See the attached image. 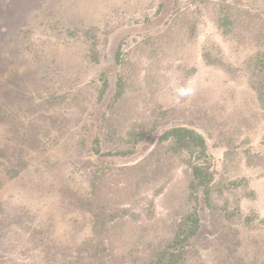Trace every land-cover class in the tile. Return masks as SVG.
<instances>
[{
	"label": "rangeland",
	"instance_id": "rangeland-1",
	"mask_svg": "<svg viewBox=\"0 0 264 264\" xmlns=\"http://www.w3.org/2000/svg\"><path fill=\"white\" fill-rule=\"evenodd\" d=\"M193 1L0 0V151L14 161L22 149L28 162L11 179L3 160L0 206L7 215L29 214L58 244L74 246L92 236L89 218L77 209L80 197L97 198L113 210L132 208L139 219L114 231L116 251L142 249L138 257H149L172 235L171 215L198 206L199 238L207 247L191 264H264V109L240 70L259 48L226 41L206 15L207 4L232 0ZM238 1L264 17V0ZM198 7L204 16L196 27L187 16ZM82 25L108 33L101 34L98 64L89 60L88 43L67 30ZM213 46L239 69L236 76L206 63L204 52ZM104 73L110 89L100 100ZM120 82L124 95L115 101ZM51 94L60 102L43 107ZM47 113L59 119L56 126L36 120ZM181 126L206 138L215 161V209L221 214L228 208L231 219L189 199V179L178 162L166 164L161 180L138 187L137 166L156 169L151 160L162 135ZM146 129H153L150 141L135 145L131 156L94 154L96 139L102 153H115L118 139ZM25 135H37L45 149L23 145ZM151 201L149 217L144 207ZM0 234V264H44L31 231L13 227Z\"/></svg>",
	"mask_w": 264,
	"mask_h": 264
},
{
	"label": "trees",
	"instance_id": "trees-1",
	"mask_svg": "<svg viewBox=\"0 0 264 264\" xmlns=\"http://www.w3.org/2000/svg\"><path fill=\"white\" fill-rule=\"evenodd\" d=\"M198 1L194 0L193 2L197 4ZM232 1L217 7H210L208 6L209 4L205 3L209 12L206 15L217 25L226 41H236L240 44L255 42L257 44L259 50L244 62L243 68H240V70L243 69L247 74L251 87L256 92L258 100L264 109V17L262 18L261 13L249 7L242 5L240 7L237 5L238 0ZM212 10L213 12L210 13ZM203 16L204 12L198 7L196 12H191L187 16V19L197 27L196 22H201ZM51 27L58 29L56 24H51ZM67 30L70 35L84 39L88 43L89 60L98 64L101 59L99 51L101 34L104 33L101 28L97 25H82L72 29L68 28ZM104 35H108V33H104ZM214 49L218 51V55L214 53ZM210 50H205L204 52L206 63L232 76H236L239 69L229 65L220 49L213 46L212 51ZM117 62L120 64L123 62L120 51L117 54ZM101 77L103 85L100 91V100H103L109 92L110 81L105 73ZM124 90L125 83L120 82L118 91L114 96L115 101L123 98ZM50 96V99H47L48 106L44 104L43 107L52 109L60 102L61 98L58 94H51ZM47 114L50 115L40 114V116L36 117V120L41 122V120L50 119L51 123L56 126L59 123V119L52 113ZM164 118H166V115ZM117 132V130L114 131V137H117ZM152 133L153 129L130 132L128 140H125V138L118 139V147L115 149V153H102L99 146L101 143L99 139H96L94 154L99 157H111L112 155L131 156L135 153V149L132 148L141 143H148ZM36 136L32 138L29 135H25L21 143L33 150H44L45 146L39 137ZM123 144L124 146L126 144L129 145L122 148ZM159 145L161 147L152 156L151 160H155L156 169H149L150 163L142 164L135 169L140 177L138 187H145L161 180L166 171V164L171 167L174 162H178L184 167L189 179L187 187L189 199L197 204L205 203L212 210L213 216L224 214L228 219H231L228 208L225 213L221 214L218 213L217 208L215 209V161L209 153L206 138L194 128L181 126L165 131ZM18 150L22 149L16 150L14 154L16 159L14 161L8 160L9 156L5 150L0 151V169L5 166L3 160H8L9 168L7 172L11 179L20 176L28 167L27 160L21 157L23 155ZM144 208L147 215L151 217L153 215L154 202L151 201ZM77 209L89 218L92 234L91 237H87L78 245L58 244L47 230L35 226L34 217L24 213L7 215L1 206L0 231L4 233L5 230L13 227H24L31 231L32 237L37 239V243L41 246L44 253V264H191V259L198 257L201 249L207 247L204 246L203 240L199 238L202 223L198 206L183 216H180V212L171 215L170 231H172V235L161 245H155L151 249L152 253L149 257H138L142 249H137L136 252H131V254H120L116 251L114 231L127 219L138 220L139 214L135 210H132V208L113 210L105 202L89 197H80ZM252 219L248 218L246 223L248 226L253 227L254 220ZM217 220L219 221V218ZM0 238H2L1 234Z\"/></svg>",
	"mask_w": 264,
	"mask_h": 264
}]
</instances>
